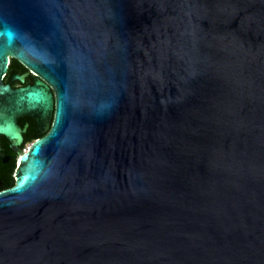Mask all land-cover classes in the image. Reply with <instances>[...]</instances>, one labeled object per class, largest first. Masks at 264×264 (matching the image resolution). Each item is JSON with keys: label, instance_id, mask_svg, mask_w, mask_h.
Returning <instances> with one entry per match:
<instances>
[{"label": "water", "instance_id": "95a60500", "mask_svg": "<svg viewBox=\"0 0 264 264\" xmlns=\"http://www.w3.org/2000/svg\"><path fill=\"white\" fill-rule=\"evenodd\" d=\"M0 264H264V0H0Z\"/></svg>", "mask_w": 264, "mask_h": 264}, {"label": "flooded vegetation", "instance_id": "af4514ba", "mask_svg": "<svg viewBox=\"0 0 264 264\" xmlns=\"http://www.w3.org/2000/svg\"><path fill=\"white\" fill-rule=\"evenodd\" d=\"M16 60L17 59L13 57L9 58L7 68L0 77V82L13 88L34 84L37 76L32 72L25 76L24 81L17 77V75L26 72L27 68L25 67V69L21 70ZM17 122L21 127L25 128L22 131L21 138H10L0 132V191L10 188L16 183V174L20 165L19 155L24 153H20V151L23 148L24 151H26V149L29 148L28 145H30L31 141L42 137L47 131L46 123L41 121L38 116L21 115L17 118ZM27 137H30L31 139L26 140ZM15 152H17V154H15ZM13 163L15 164L14 168H12ZM11 177H13L15 182H12Z\"/></svg>", "mask_w": 264, "mask_h": 264}, {"label": "trees", "instance_id": "16d2710c", "mask_svg": "<svg viewBox=\"0 0 264 264\" xmlns=\"http://www.w3.org/2000/svg\"><path fill=\"white\" fill-rule=\"evenodd\" d=\"M16 62H17V64H18V66H20L21 70L25 69V66H24L22 63H20V62L17 61V60H16ZM29 139H31V138H30V137H27V138H26V140H29ZM15 154H17V152H15ZM14 167H15V164L13 163L12 168H14ZM11 180H12V182H15V180L13 179V177H11ZM12 182H11V183H12Z\"/></svg>", "mask_w": 264, "mask_h": 264}, {"label": "bare ground", "instance_id": "6f19581e", "mask_svg": "<svg viewBox=\"0 0 264 264\" xmlns=\"http://www.w3.org/2000/svg\"><path fill=\"white\" fill-rule=\"evenodd\" d=\"M30 145H31V144H30ZM30 145H28L29 148H30ZM29 148L26 149V151H24V152H28ZM22 154H23V153H22ZM19 160H20V158H19Z\"/></svg>", "mask_w": 264, "mask_h": 264}, {"label": "rangeland", "instance_id": "374dc122", "mask_svg": "<svg viewBox=\"0 0 264 264\" xmlns=\"http://www.w3.org/2000/svg\"><path fill=\"white\" fill-rule=\"evenodd\" d=\"M24 152V148L20 151V153ZM17 166H18V161H17Z\"/></svg>", "mask_w": 264, "mask_h": 264}]
</instances>
